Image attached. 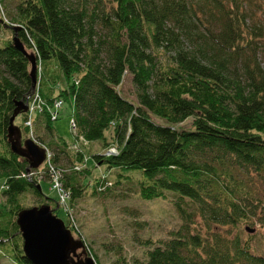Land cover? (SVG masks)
Listing matches in <instances>:
<instances>
[{"label": "trees", "instance_id": "trees-1", "mask_svg": "<svg viewBox=\"0 0 264 264\" xmlns=\"http://www.w3.org/2000/svg\"><path fill=\"white\" fill-rule=\"evenodd\" d=\"M0 29L11 32L0 40L1 255L33 264L18 214L52 206L48 163L30 167L8 137L15 109L37 96L32 123L26 110L14 122L21 144L32 137L61 170L69 227L78 230L76 198L114 182L107 174L85 181L89 158L55 127L58 100L71 107L73 142H102L96 164L118 168L120 178L141 174L144 198L172 196L180 226L136 263L264 264V231L254 234L264 226V0H0ZM15 33L36 58V84ZM127 72L137 101L120 90ZM113 146L118 152L106 153ZM61 150L84 167L65 171ZM29 191L37 201L25 206Z\"/></svg>", "mask_w": 264, "mask_h": 264}, {"label": "rangeland", "instance_id": "rangeland-1", "mask_svg": "<svg viewBox=\"0 0 264 264\" xmlns=\"http://www.w3.org/2000/svg\"><path fill=\"white\" fill-rule=\"evenodd\" d=\"M18 1L5 0L8 7L14 6ZM10 34L9 30L0 29V40L8 38ZM120 90L123 95L137 101L132 75L129 72L124 75ZM15 121L19 125L22 124V113L16 116ZM191 122L192 117L180 125L189 126ZM54 124L59 135L73 144L71 148H81L85 157L89 158L88 161L86 160V165L91 169V178H86L87 183L93 177L104 174L108 175L110 182H114V185L104 193L94 192L90 185L73 202L71 218L78 226V230L73 231L74 236L84 240L87 251L94 258L96 256L95 260L98 264H138L136 258L139 260L145 258V252L149 247L164 242L170 237L172 231L180 226L181 219L172 201V196L144 198L139 186L141 174L125 170L126 174H131V176L120 178L117 176L118 168L110 169L107 163L96 164L92 153L102 151L103 144L100 140L90 142L82 137L78 142H73L76 139L72 133L74 122L69 104L66 103L60 110V115ZM73 130L77 133L76 129ZM41 132H45L44 127L40 129L39 133ZM38 140L42 141L40 138ZM58 155L59 162L67 172L76 164L79 168L84 167L77 160L75 164H72L67 151L61 150ZM83 176L84 171H81L78 177L81 179ZM1 186L2 181L0 189ZM43 190L47 196L52 197L50 202L53 207H56L58 215L68 223L69 214L64 207L58 206L56 200L58 194L50 187L49 181L43 180ZM21 198V202L25 206L34 205L37 201V197L31 191L23 194ZM255 226L254 234L256 236L264 231V226L260 224ZM146 239H150L152 242L144 243ZM81 250L80 248L79 251ZM0 264L19 263L3 253V255L0 254Z\"/></svg>", "mask_w": 264, "mask_h": 264}, {"label": "water", "instance_id": "water-1", "mask_svg": "<svg viewBox=\"0 0 264 264\" xmlns=\"http://www.w3.org/2000/svg\"><path fill=\"white\" fill-rule=\"evenodd\" d=\"M18 28L15 27L16 30ZM13 39L15 45L29 56L31 75L36 84L37 65L34 54L26 51L16 33ZM27 109V102H20L15 109L10 119L8 137L12 149L29 157L30 167H38L46 158V148L32 138L25 139L22 145L19 139L21 128L14 122L16 116ZM18 224L24 239V250L33 264H98L87 251L84 240L74 236L65 220L54 212L50 204L23 208L18 214Z\"/></svg>", "mask_w": 264, "mask_h": 264}, {"label": "built area", "instance_id": "built-area-1", "mask_svg": "<svg viewBox=\"0 0 264 264\" xmlns=\"http://www.w3.org/2000/svg\"><path fill=\"white\" fill-rule=\"evenodd\" d=\"M37 99H38L37 96L33 98L32 106H31L32 109H36L37 107H39L38 104L36 103ZM61 103H62V101H59L57 105H60ZM28 123L30 124L31 120H29ZM48 156H49L48 157L49 158V163L48 164H49V168H50V171H51V175L53 177V179H52V187L59 192L60 200H61V202L63 204H65L69 193L63 187L62 180H61V175H62L61 174V170L58 169L56 166H54L52 164V162H51L52 154L49 153Z\"/></svg>", "mask_w": 264, "mask_h": 264}]
</instances>
